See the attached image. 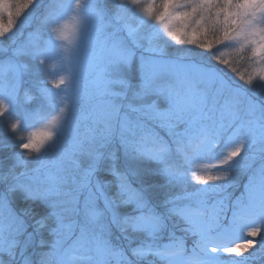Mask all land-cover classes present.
I'll list each match as a JSON object with an SVG mask.
<instances>
[{
	"label": "snow or ice",
	"instance_id": "snow-or-ice-1",
	"mask_svg": "<svg viewBox=\"0 0 264 264\" xmlns=\"http://www.w3.org/2000/svg\"><path fill=\"white\" fill-rule=\"evenodd\" d=\"M98 3L0 0V145L8 147L11 134L18 158L57 146L72 114L78 58L103 18ZM110 16L131 44L129 61L139 50L142 61L146 53L175 76L157 89L169 98L160 127L171 142L149 130L133 147L168 191L155 203L114 170L122 206L134 202L137 214L121 216L105 199L111 224L119 218L120 231L141 235L131 256L158 264H264V0H112ZM4 207L0 264L19 246L3 247L12 227L3 223ZM90 215L100 227L97 251L117 264L129 260L103 235L104 212Z\"/></svg>",
	"mask_w": 264,
	"mask_h": 264
},
{
	"label": "rangeland",
	"instance_id": "rangeland-1",
	"mask_svg": "<svg viewBox=\"0 0 264 264\" xmlns=\"http://www.w3.org/2000/svg\"><path fill=\"white\" fill-rule=\"evenodd\" d=\"M111 2L99 0L97 5L103 18L78 58L72 114L57 146L42 156L21 159L15 155L18 148L11 147V134H7L9 146L0 145L2 220L5 225L12 222L4 232L3 247L19 242L15 259L4 255V264H25L26 258L30 264H38L43 253H48L47 264H117V257L97 251L93 237L100 233V227L91 219L94 210L104 212L100 220L105 226L103 235L115 249L129 254V260L120 258L119 264H158L152 257L131 256L129 249L142 242L141 235L130 228L120 231L124 225L119 218L116 225L111 224L104 201L107 199L122 216L119 210L125 206L117 205L125 196L119 194L116 176L112 181L103 173L109 165L114 170L121 152L125 155L123 169L135 185L140 180V164L133 147L142 134L151 130L171 142L165 128L160 127L165 123L163 113L170 107L169 98L157 89L175 83V76L151 63L146 53L142 61L139 50L129 61L127 48L131 44L111 19ZM222 51L233 58L231 49ZM260 102L264 103V96ZM256 135H260L259 130ZM113 138L117 145L109 150ZM111 188H116L113 196ZM241 191L237 188L233 195ZM32 208L41 221L29 230V216L35 212ZM41 240L43 247L39 246ZM26 245L27 251L21 254Z\"/></svg>",
	"mask_w": 264,
	"mask_h": 264
},
{
	"label": "trees",
	"instance_id": "trees-1",
	"mask_svg": "<svg viewBox=\"0 0 264 264\" xmlns=\"http://www.w3.org/2000/svg\"><path fill=\"white\" fill-rule=\"evenodd\" d=\"M115 139V140H114ZM111 148L109 150H112V148L115 149V145H117V139L116 138H113L111 140ZM114 146V147H113ZM127 148V147H126ZM120 154H117L118 155V160H120V162L118 163V165L114 168V170H120V172H125L124 169H123V157L125 156L124 154H122L121 152H119ZM108 151L105 153V157H108ZM120 166V167H119ZM119 167V168H118ZM152 166L151 165H142L140 164V180L138 183H136L135 185H132L133 187L135 188H138L140 189L141 191H144L150 195H152L153 197V201L155 203H159V199L168 191V189H165V188H161L158 186L157 183H155L156 181V178L153 177L151 174H150V171H149V168H151ZM111 166H107L106 167V170L105 172L103 173V176L105 177V179H109V180H112V179H115L114 175L112 176V172L114 170H111L110 169ZM118 170V171H119ZM117 179V178H116ZM113 181V180H112ZM132 184V183H131ZM115 187V186H113ZM113 188L109 189L110 190V193L111 195H115L116 194V188ZM113 191H114V194H113ZM122 202H120V205H121ZM135 204L134 203H129L127 206H125L124 208H120L119 211H122V215L127 213V214H130V215H136V209L133 210L135 208L134 206ZM132 211H131V210ZM33 212L32 214H30V222H29V230H32V228L34 227L33 225L34 224H39L40 223V219L41 217L39 216V213L34 209L32 208ZM36 224V225H37ZM37 242V241H36ZM131 248L129 249V252H130ZM38 257V256H37ZM36 257V258H37ZM39 259V258H37ZM35 262H37L35 260ZM17 264V263H16Z\"/></svg>",
	"mask_w": 264,
	"mask_h": 264
}]
</instances>
